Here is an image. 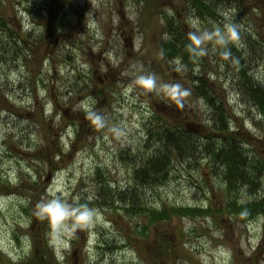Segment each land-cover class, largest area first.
<instances>
[{"label":"rangeland","instance_id":"rangeland-1","mask_svg":"<svg viewBox=\"0 0 264 264\" xmlns=\"http://www.w3.org/2000/svg\"><path fill=\"white\" fill-rule=\"evenodd\" d=\"M56 1L63 6L66 29L55 30L50 22ZM205 1L216 16L200 17L184 0H2L0 13L14 30H0V52L7 59L0 65V264L8 259L30 264L37 243H31L32 231L39 235L47 226L46 246L59 264H264L263 216L243 224L230 211L211 218L171 215L142 232L147 218L125 212L119 201L90 202L100 218L87 227L71 228L68 221V227L57 229L36 214L38 203L53 195L79 204V196L108 201L118 186L139 193L130 189L132 170L152 150L154 142L146 141L151 113L187 125L200 137L211 120L209 106L190 91L197 73L206 75L222 102L230 129L246 138L244 148L264 164V123L243 99L235 69L214 56L218 43L209 33L235 25L239 39L233 44L249 73L264 82V0ZM171 15L180 31L202 37L203 60L193 73L160 54L164 18ZM22 32L32 44L28 55L9 62L12 49L5 43ZM26 73L30 89L22 86ZM141 75H151L154 85H141ZM211 162L198 148L191 160L174 164L166 184L146 189V203H211L215 209L223 208L229 195L244 199V188L224 191ZM258 181L252 195H264V169ZM102 182L107 189H101Z\"/></svg>","mask_w":264,"mask_h":264},{"label":"trees","instance_id":"trees-1","mask_svg":"<svg viewBox=\"0 0 264 264\" xmlns=\"http://www.w3.org/2000/svg\"><path fill=\"white\" fill-rule=\"evenodd\" d=\"M1 2L2 0H0V7ZM184 2L188 5L187 8L190 12H196L200 17L205 14L211 17L216 16L212 6L207 4L205 0H184ZM62 7V4H58L57 1L53 2L51 6L52 15L50 22L54 25L55 30L66 29L68 26ZM45 14L46 12H44ZM5 15L3 16L0 13V30L10 34L14 28L4 18ZM164 19L163 30L166 37L162 38L158 43L160 54L170 60L178 59L182 67L192 72L193 66H198L203 60L199 45L193 43L185 32L180 31L178 24L175 22V15ZM208 28L210 27L208 26ZM209 33H211L212 40L217 42L215 29H209ZM246 38L248 41L251 36L247 35ZM29 45L32 44L26 38L25 32H22L16 39L13 37L11 40L6 41L5 46L12 49L9 53L11 57L8 58V61H23L28 55L27 47L29 48ZM214 56L217 60L223 61L226 66L228 65L235 69V73L239 75V82L241 81L239 84L241 89L239 91L243 99L248 104H251L250 106L254 108L256 114L264 123V82L261 77L257 76L255 78L249 73L250 66L246 64L242 52L233 44L232 40H229L226 45L218 43ZM6 60L2 52H0V65L6 63ZM10 66L7 65L6 67L9 68ZM26 75L28 74H25L26 81L22 86L30 89L29 75ZM206 82V75H199L198 73L192 75V85L190 87L192 95L205 101L211 111V120L204 125V133L201 137L191 132L187 125L172 124L152 112L150 117H148L149 122L146 133V141H149L150 146L151 142H154L151 146L152 150L146 155H141L139 161L133 165L132 170L135 183L132 184L130 189L133 191V188L134 190L137 188L139 193L134 194L136 193L134 192L133 195H130V193H126L129 188L123 190V188L118 186L115 188V193L109 195L108 201L107 197L98 199L94 196V201H88L83 196H79L77 200L79 204L89 205L91 204L90 202H95V204L100 206L112 204L115 201L122 202L121 207L125 212L129 214L139 212L147 218L148 223L142 227V232H146L148 225L150 226L158 221L162 222L171 215H175L180 219H196L200 216L211 218L215 213L230 211L234 215V219L243 224L257 217H264V195H252L258 187V177L264 169V164L258 155L252 156L244 148L243 144L247 141L246 138L239 135L236 130L230 129V118L225 112L222 102L216 99L212 88ZM70 123L72 124V122ZM73 136L75 137L74 139H77L78 126L73 131ZM198 148L200 152L202 151V154L211 159L212 167L210 169L219 176L224 191L229 195L237 190L238 187L244 188L246 190V196H243L244 199L240 196L229 195L223 208L217 206L215 207L216 210L211 203L205 206L202 204L192 206L170 204L171 207H153L148 205L146 203L147 198L143 196L146 189L166 184L170 169L173 168L174 164L177 162H188L198 152ZM56 154L59 155V153ZM95 172H97V175L100 174V168H97ZM103 184L101 189H107L108 183ZM138 185H140V188L137 187ZM96 194L100 196L102 193L98 191ZM37 224H39V221ZM49 230L47 226V228L39 232V235L37 231H32L31 243L35 244L36 241L37 243L32 246V251L28 257L30 264H59L53 251L50 250L51 248L46 246L47 234H50ZM162 243L166 244V239H163ZM13 263L11 259H8L5 264ZM127 264L147 263L139 260Z\"/></svg>","mask_w":264,"mask_h":264},{"label":"clouds","instance_id":"clouds-1","mask_svg":"<svg viewBox=\"0 0 264 264\" xmlns=\"http://www.w3.org/2000/svg\"><path fill=\"white\" fill-rule=\"evenodd\" d=\"M215 31L217 42L220 45H226L229 40L239 39L236 27L233 24L226 25L224 32H221L219 28ZM189 37L196 44H199L202 38L201 35L196 33H189ZM137 80L143 86L151 87L154 85V78L151 75H141L137 77ZM96 120L99 121L100 118L96 117ZM36 214L41 219L50 221L57 229L68 227V221L72 222L71 228L87 227L100 218L97 209L89 207L87 204H70L58 195H53L51 198L40 201L37 205Z\"/></svg>","mask_w":264,"mask_h":264}]
</instances>
